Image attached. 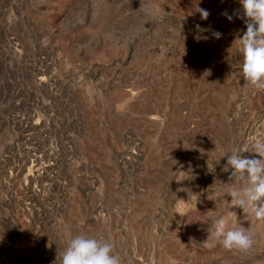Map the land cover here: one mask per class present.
<instances>
[{
  "label": "rangeland",
  "instance_id": "obj_1",
  "mask_svg": "<svg viewBox=\"0 0 264 264\" xmlns=\"http://www.w3.org/2000/svg\"><path fill=\"white\" fill-rule=\"evenodd\" d=\"M238 16L239 0H0V264H60L81 233L122 264H264V221L230 209L255 232L244 252L208 216L237 183L223 152L264 133Z\"/></svg>",
  "mask_w": 264,
  "mask_h": 264
},
{
  "label": "clouds",
  "instance_id": "obj_2",
  "mask_svg": "<svg viewBox=\"0 0 264 264\" xmlns=\"http://www.w3.org/2000/svg\"><path fill=\"white\" fill-rule=\"evenodd\" d=\"M239 3L243 17L237 18L244 19L246 24V31L238 40V52L243 58L242 77L254 89L264 90V0H239ZM196 12H199L202 20L210 15L198 4ZM222 14L229 21L233 19L227 12ZM213 36L219 39L222 33L216 31ZM243 152L255 153L256 156L245 157ZM225 156L227 160L222 170L228 172L231 169L229 178L237 183L227 189H212L216 199L226 205L228 212L226 216H221L209 211L208 216L212 219L214 235L220 246L225 250L247 252L254 245V229L238 226V217L230 209L238 207L257 221H264V133L252 138L247 148L233 146L221 155ZM226 196L231 199H226ZM60 264H122V258L115 253L111 241L81 233L67 240V246L60 254Z\"/></svg>",
  "mask_w": 264,
  "mask_h": 264
},
{
  "label": "built area",
  "instance_id": "obj_3",
  "mask_svg": "<svg viewBox=\"0 0 264 264\" xmlns=\"http://www.w3.org/2000/svg\"><path fill=\"white\" fill-rule=\"evenodd\" d=\"M43 59H44L43 56H37L36 57V60H37V62L39 64H41L43 62ZM35 69L40 70V69L36 68V66H35ZM40 72H41V70L39 71V73ZM42 76L44 77V75H42ZM37 77H39V76H37ZM11 119L13 120L14 123L18 122L21 125V119L22 118H21V116L19 114H17V112H14V114H11ZM26 124H27V121H26ZM26 124H25V126H26ZM34 125L38 126V123L37 122H32L29 125H27L26 127H31V128L37 127V126H34ZM13 160L15 161L14 162V166H19V163L23 162L22 159H21V156L18 153H16V157Z\"/></svg>",
  "mask_w": 264,
  "mask_h": 264
}]
</instances>
